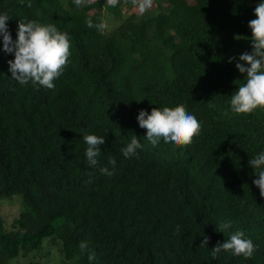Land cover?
Here are the masks:
<instances>
[{
	"label": "trees",
	"instance_id": "16d2710c",
	"mask_svg": "<svg viewBox=\"0 0 264 264\" xmlns=\"http://www.w3.org/2000/svg\"><path fill=\"white\" fill-rule=\"evenodd\" d=\"M154 2L141 14L132 0H0L13 41L23 19L55 24L71 44L47 89L11 78L14 53L0 36V200L17 195L24 207L10 225L0 215V264L50 237L62 241V264H264V198L249 166L264 151V109L235 114L230 106L245 82L235 65L252 51L248 24L260 0ZM88 19L107 28H89ZM178 104L196 116L199 135L187 146L161 139L153 147L140 110ZM85 132L105 138L95 167ZM134 135L142 148L126 158ZM104 166L114 174H101ZM236 231L258 246L253 256L213 258Z\"/></svg>",
	"mask_w": 264,
	"mask_h": 264
},
{
	"label": "clouds",
	"instance_id": "9594fccd",
	"mask_svg": "<svg viewBox=\"0 0 264 264\" xmlns=\"http://www.w3.org/2000/svg\"><path fill=\"white\" fill-rule=\"evenodd\" d=\"M107 5L116 7L120 0H106ZM23 3V0H21ZM79 7L84 0H74ZM132 4L143 14L152 7L153 0H132ZM28 7H31L29 3ZM255 19L249 21L248 27L251 29L252 51L245 52L239 56V61L235 67L241 74H246L245 82L238 86L231 95V111L235 114H251L257 109H264V0L255 6ZM10 17L0 14V36L3 40V51L14 53V59L9 60V71L11 78L21 85L31 81L33 86L39 85L47 89H54V81L59 78L68 64L70 53V38L67 32L58 30L55 24H44L32 20H19L17 26V38L13 41L11 33L7 27ZM89 28H96L103 32L107 24L103 19L93 23L91 19L86 21ZM235 58H230L229 62ZM247 65V66H245ZM209 106L212 107L209 102ZM227 115V112H225ZM137 120L139 126L146 129V139L155 147L161 139L165 143H172L177 147L187 146L192 143L193 138L199 135L201 125L195 115L189 113L183 104L174 107H153L149 114L145 110H140ZM83 140L87 144L86 158L88 164L95 167L98 164V157L101 154L100 146L105 143V138L95 134L83 135ZM142 145L136 135L132 136L130 142L122 149L124 157L129 158L137 154V150ZM108 164L113 168L116 165L115 158H109ZM249 166L255 170L258 177L253 181L260 191V196L264 198V151H261L253 158L249 159ZM103 175L112 176L114 173L107 166L101 167ZM232 227L231 222H221L219 232H224ZM209 238L205 237L200 244L201 247L208 245ZM81 250L89 249L87 241L79 244ZM257 245L251 239H246L242 231L229 234V238L212 248L213 258L221 251L231 252L235 256L243 255L246 259L251 258L257 249ZM96 254L94 251L88 255L89 261H94Z\"/></svg>",
	"mask_w": 264,
	"mask_h": 264
},
{
	"label": "rangeland",
	"instance_id": "374dc122",
	"mask_svg": "<svg viewBox=\"0 0 264 264\" xmlns=\"http://www.w3.org/2000/svg\"><path fill=\"white\" fill-rule=\"evenodd\" d=\"M249 1L251 2V0ZM155 6L156 3L153 0L152 7L149 10H153ZM105 14L107 17V12H105ZM21 202V197L17 195L11 199L0 200V215L4 217L8 225H10L24 210ZM62 259H64L62 241L57 237H50L44 240L43 248L41 250L34 251L26 257L21 256L19 259L13 261V264H62Z\"/></svg>",
	"mask_w": 264,
	"mask_h": 264
}]
</instances>
